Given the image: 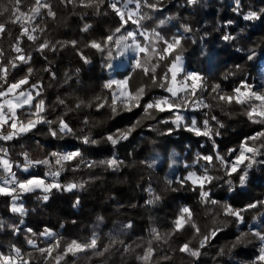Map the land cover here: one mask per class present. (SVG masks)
Listing matches in <instances>:
<instances>
[{
	"label": "trees",
	"instance_id": "1",
	"mask_svg": "<svg viewBox=\"0 0 264 264\" xmlns=\"http://www.w3.org/2000/svg\"><path fill=\"white\" fill-rule=\"evenodd\" d=\"M47 2L56 13L55 19L47 16V9H41L42 15L36 18L35 24L44 31L34 33L38 36L35 42L29 41L26 36L21 37L20 42L24 53L31 56V62L14 69L10 79L22 77L27 68L31 67V81H39L43 85L42 96L47 106L44 115L53 121L63 116L73 132L63 138H55L49 134V125L39 124L24 136L11 141L0 140V148L7 149L6 158L14 161L12 170L21 177L44 176L48 171L47 167L36 165L25 172L22 152L29 153L33 160H40L52 151L80 149L88 161H100L115 156L123 161V164L116 171L103 166L89 168L81 165L76 172L69 170L62 173L61 183L85 182V187L73 191L53 189L48 194L47 201L40 198L44 195L40 190L24 194L20 199V203L27 210L24 216L11 211L10 198L0 196V220L5 225L0 229V252L9 253V246L15 244L21 248L22 254L32 252L38 255L26 243L25 238L30 235L26 229L31 228L37 233L33 238L40 246H45L43 241L47 238L38 234L47 228L65 240H85L95 231L101 238V245L109 242L110 235L117 236L134 249L126 253L122 245L116 244L102 257L88 253L91 259L87 261L70 258L76 259V264H140L136 257L143 253L149 240H152V246L156 249L153 264H251L260 247V242L251 236L248 237L250 242L238 245L230 252L225 248V254L222 256L218 255V252L225 245L230 247L240 231L247 232L249 226L260 228L264 225V216L260 215L264 213V208L246 212L244 215L247 224L239 227L231 218L218 217L226 221V227L201 250L203 254L198 259L179 251V247L189 240L192 247L198 245L199 237L193 238V229L189 226L166 240H153L150 230L156 228L161 236H165L172 230L173 221L185 205L192 209L193 219L202 232L213 226V216L200 204L198 192L192 191L191 182L184 186L177 183L187 170L197 167L193 165L197 153L209 154L212 151V141L183 129H176L169 134L168 129L174 125L159 123L168 117L169 114L165 112L154 113L155 119L141 120L127 140H122L117 145L107 142L104 139L106 136L117 129H126L140 120L142 109L135 108L132 112L120 111L114 117L107 105L97 110L96 103L99 102L95 97H107L108 103H111V91L103 88V85L113 77H130L129 89L134 91L142 85L150 84V81L141 71L133 69L135 53L120 55L113 47L114 58L109 60L106 53L101 54L95 49L85 47L91 40L102 41L119 26V18L107 4L101 8V15H96L93 8L79 7L78 0L76 5L66 4L64 0ZM33 4L34 0H21L19 7L21 11L28 12ZM14 7L15 0H0V13H3L0 15V23L6 26V32L0 39V48L5 52V62L17 55L10 46L21 33L19 24L10 22ZM236 7V0H199L197 5H187L185 0H163L159 10L152 14L153 19L142 23L145 28L151 30L157 28L160 19H166L167 22L157 28V31L166 37L178 31L182 32L181 26L188 25L191 32L184 34L186 38L183 41L185 70L197 72L205 77L209 89L211 85L219 83L230 92L241 79H247L249 83L254 84L259 62L264 60V13L259 20L243 19V15L249 11L259 13L264 9V0H240L239 11H233ZM105 12L106 15L103 14ZM229 20L233 21L230 25L227 23ZM85 24L91 25L87 32L81 31ZM225 33L231 34L235 39L224 41L222 36ZM45 40L54 45L56 51H37L38 45ZM72 40L78 42L76 48L71 45L61 47L63 42ZM249 49H255L257 53L251 61L247 59ZM80 52L90 63L83 62L78 54ZM237 65H240V70H237ZM46 68L50 69V72L44 71ZM164 70L165 65L161 64L157 68V75L162 74ZM229 73L233 74L224 79ZM164 94L166 92L163 89L150 87L144 99L146 101L153 96ZM58 98L64 100L65 104H59ZM202 99L213 107L186 110L184 113L186 117H194L197 120L205 118V113L220 120L224 127L219 128L220 135L215 137V142L222 153L237 147L245 136L264 127L252 124L244 115V109L238 105L216 106L208 92L202 94ZM80 101H84V104L76 108ZM88 103H92V107H88ZM117 107H120L119 103ZM85 120L88 124L84 123ZM212 123L215 126V122ZM52 127L56 128L57 125L53 124ZM84 135L90 136L98 143L83 144L78 137ZM149 164L153 166L149 167ZM211 174L223 177L222 170H212ZM226 179L228 178L217 179L207 186L211 189L213 198L226 200L236 208H242L257 198H264V166H254L249 170L248 184L244 188L239 187L238 175H234L232 180L236 188L235 191L229 192ZM169 180L172 181L171 185L167 183ZM149 187L160 197L154 204L146 203L152 198L147 191ZM77 200L80 203L74 207ZM98 217L102 220L98 221ZM253 217L256 219L253 220ZM129 223L132 227L122 232V226ZM9 225H18L21 229L19 234L14 235ZM163 256H169L171 259L162 260Z\"/></svg>",
	"mask_w": 264,
	"mask_h": 264
},
{
	"label": "snow or ice",
	"instance_id": "2",
	"mask_svg": "<svg viewBox=\"0 0 264 264\" xmlns=\"http://www.w3.org/2000/svg\"><path fill=\"white\" fill-rule=\"evenodd\" d=\"M21 0H15V7L12 11L11 23L19 24L21 33L16 37V42L11 45V50L17 55L11 57L5 62V52L0 48V140L11 141L18 137L24 136L33 131L39 124L49 125V134L55 138H63L65 135L72 134L73 129L69 123L65 121L63 116L57 120H49L44 115L47 111L45 99L42 96L43 85L41 82L31 81L33 69L27 68L26 73L18 79H10L12 71L18 69L21 65L30 64L31 56L24 53V49L20 46L21 37L26 36L29 41L35 42L38 36L34 35L36 32H43L44 29L35 24L38 16L42 15L41 9H47V16L55 19L56 13L52 10V6L47 0H34V4L28 12L20 10ZM66 4H77V0H64ZM163 0H78V6L89 9L93 8L96 15H101V8L107 4V7L119 18V26L116 27L111 34L105 36L102 41L91 40L85 47L95 49L101 54H107L109 60L113 59L112 48L115 47L120 55L128 52L135 53L133 57V69L139 70L143 73L150 84L142 85L134 91L129 89L128 79L116 81L108 80L103 88L111 91V103H108V98L95 97L97 110L104 108L106 105L110 108L112 116H116L120 111L132 112L135 108L142 109V116L140 120L132 124L126 129H117L116 132L109 134L104 139L112 145H117L122 140H127L132 132L140 125L141 120L155 119L154 113H165L169 115L166 119L159 121L161 124H171L174 127L168 129L170 134L176 129H183L184 131L193 133L197 137H205L212 141V151L209 154L197 153L194 163L199 164L203 161L202 171L198 174L195 171H190L186 177L177 181L181 186L187 182L193 185L192 191L198 192L199 202L205 206L206 212L213 216V226L206 232H202L199 225L193 219L194 213L192 209L185 205L181 207L177 218L173 221L172 230L165 236H161L156 228L150 230L153 240L167 239L177 232L184 230L186 226L193 229V238L199 237L198 245L191 246V240L185 242L179 247V251L194 259H198L203 253L202 249L206 248L217 235L224 231L226 221L218 219L223 216L231 218L238 227L246 225L247 221L245 213L264 208V198H257L248 203L242 208L233 207L228 201H221L213 198L211 189L207 186L212 185L217 179L227 177L225 183L228 184V191H235L236 186L233 184L232 177L238 175V185L244 188L248 184L249 170L254 166H264V127L254 131L251 135L245 136L237 147L229 148L226 152H221L215 142V137L220 135L219 128L224 125L216 116H208L204 114L202 120H197L194 117H186L183 112L191 109H211L212 104L205 103L202 99V94L208 92L212 100L216 102V106L233 104L244 109V115L252 124L264 126V79L260 80L259 87L253 83H249L247 79H241L239 84L226 91L221 87V84L216 83L211 85L210 89L205 77L197 72H187L183 66V41L185 40V33L191 32L188 25H182V32L178 31L170 37L161 35L157 28L163 26L167 20L160 19L157 23V28L148 30L145 28L143 21L153 19V13L157 12L162 5ZM187 5H197L199 0H185ZM237 7L233 11H239L240 0H236ZM134 5V7H129ZM7 11V9H5ZM264 9L257 11H249L243 15L245 21L259 20ZM3 13H0L2 15ZM103 14H107L106 12ZM229 25L233 21L227 22ZM131 26L132 30H129ZM91 25L85 24L81 31L87 32ZM6 32L4 23H0V39ZM224 41H232L235 39L231 34L225 33L222 36ZM59 43V42H58ZM77 41H65L61 47L71 45L76 48ZM45 49L56 51V47L51 45L49 41L45 40L39 44L37 51L43 52ZM84 63H90V60L78 53ZM255 49H249L247 59L249 61L256 57ZM165 65V70L159 76L157 75V68ZM111 67V64L108 65ZM237 70H240V65H237ZM44 71L50 72L46 68ZM226 74L224 79H228ZM54 78V74H53ZM113 85L116 90L113 91ZM150 87L161 88L168 95L153 96L145 101V96L148 94ZM142 101H144L142 103ZM59 104H65V101L58 98ZM119 103V108L117 104ZM84 101L77 103L76 108L81 107ZM92 107V103L87 104ZM69 111L71 109H68ZM18 111L20 115H18ZM215 122V126L212 122ZM88 124V121H84ZM57 127L53 128L52 125ZM83 144H97L98 141L92 139L88 135L78 137ZM0 168L8 174V178L3 179V184H0V196L8 197L11 200V211L18 213L21 216L27 214L22 203H17L24 194L33 193L40 190L44 195L40 197L43 201L49 199V193L53 189L57 191H73L76 189H83L85 182L69 181L61 183L60 177L66 171L76 172L81 165H86L89 168L103 166L113 171L118 170L123 161L117 157L100 160L88 161L85 159L83 152L80 149L71 151H52L47 154L44 159L33 160L29 153L22 152L24 157L23 170L28 171L30 167L36 165H43L48 168L44 176L29 175L28 177L17 176L13 172V162L6 158L8 151L5 148H0ZM153 164H149L152 167ZM212 170H222L223 177L214 176L211 174ZM51 178L50 180L47 178ZM169 185L172 181H167ZM175 191L176 189H172ZM151 195V199L146 201L147 204H154L160 199L154 193L151 187L147 189ZM77 200L74 207L79 205ZM219 209V211H216ZM264 216V213L260 214ZM98 221L102 218L98 217ZM256 217H253L255 220ZM22 222V221H21ZM75 223V221H73ZM4 222L0 220V229L4 227ZM14 235H18L21 229L18 225H9ZM132 225L126 224L122 226L124 229H130ZM29 236L25 240L33 249L34 253L29 252L22 254L20 247L15 244L9 246L10 252L5 254L0 252V264H76L77 258L85 261L90 260L91 256L102 257L115 247L116 244L123 246L124 252L134 251L131 245H127L123 240L118 239L117 236H109V242L101 245L100 236L93 231L91 236L85 240L70 239L65 240L51 229H44L38 235L47 238L43 241L45 246H40L37 240L33 237L37 236L31 228L26 229ZM251 236L260 242L258 254L251 264H264V225L260 228L249 226L247 232L240 231V234L231 242L230 247L225 245L219 249L218 255L225 254V248L230 252L238 245L245 244L248 237ZM140 247V245H137ZM91 253V256L88 255ZM156 249L152 246V240H149L147 246L143 249V253L137 255L136 259L140 264H153ZM162 260H169L171 257L163 256Z\"/></svg>",
	"mask_w": 264,
	"mask_h": 264
},
{
	"label": "rangeland",
	"instance_id": "3",
	"mask_svg": "<svg viewBox=\"0 0 264 264\" xmlns=\"http://www.w3.org/2000/svg\"><path fill=\"white\" fill-rule=\"evenodd\" d=\"M129 7H134V5H129ZM132 27H134V26H132ZM132 27L130 28V30H132ZM187 72H192V71H187ZM124 79H126V77H122V78H114V77H113V78H111L110 80L120 81V80H124ZM261 79H264V60H261V61L259 62V70H258L257 80H256V82L254 83L255 85H257V87H259V84H260V80H261ZM164 95H168V94L166 93V94H164ZM183 115L186 116V114H185L184 112H183ZM193 165H196L197 167H195V168H191V169L187 170V171L185 172V174H184V177H186L187 174H188L190 171H195V172H197V173L199 174V173L203 170V169H202L203 162H200L199 164L193 162ZM0 184H3V179L0 180ZM17 203L19 204V203H20V200L17 201Z\"/></svg>",
	"mask_w": 264,
	"mask_h": 264
},
{
	"label": "crops",
	"instance_id": "4",
	"mask_svg": "<svg viewBox=\"0 0 264 264\" xmlns=\"http://www.w3.org/2000/svg\"><path fill=\"white\" fill-rule=\"evenodd\" d=\"M4 171L2 168H0V180L4 179Z\"/></svg>",
	"mask_w": 264,
	"mask_h": 264
},
{
	"label": "built area",
	"instance_id": "5",
	"mask_svg": "<svg viewBox=\"0 0 264 264\" xmlns=\"http://www.w3.org/2000/svg\"><path fill=\"white\" fill-rule=\"evenodd\" d=\"M10 161H12V160H10ZM12 162H13V166H14L15 163H14V161H12ZM3 177L4 178H8V174L4 172V176Z\"/></svg>",
	"mask_w": 264,
	"mask_h": 264
}]
</instances>
